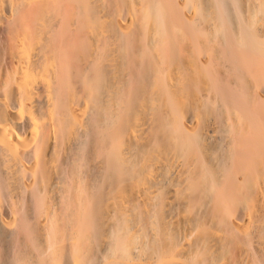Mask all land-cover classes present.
Returning <instances> with one entry per match:
<instances>
[{
	"label": "bare ground",
	"instance_id": "bare-ground-1",
	"mask_svg": "<svg viewBox=\"0 0 264 264\" xmlns=\"http://www.w3.org/2000/svg\"><path fill=\"white\" fill-rule=\"evenodd\" d=\"M0 264H264V0H0Z\"/></svg>",
	"mask_w": 264,
	"mask_h": 264
}]
</instances>
